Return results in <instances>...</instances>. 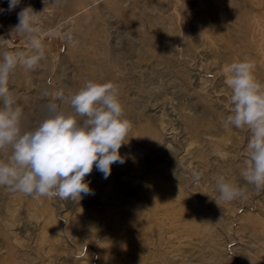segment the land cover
I'll use <instances>...</instances> for the list:
<instances>
[{
  "label": "rangeland",
  "instance_id": "rangeland-1",
  "mask_svg": "<svg viewBox=\"0 0 264 264\" xmlns=\"http://www.w3.org/2000/svg\"><path fill=\"white\" fill-rule=\"evenodd\" d=\"M0 0V53L29 54L14 31L26 6L44 58L9 88L33 129L89 81L113 83L131 125L93 195L33 199L0 187V264H264V191L241 176L250 132L233 110L228 65L255 64L264 85V0ZM8 152H0L5 159ZM247 199H219L218 176Z\"/></svg>",
  "mask_w": 264,
  "mask_h": 264
},
{
  "label": "clouds",
  "instance_id": "clouds-1",
  "mask_svg": "<svg viewBox=\"0 0 264 264\" xmlns=\"http://www.w3.org/2000/svg\"><path fill=\"white\" fill-rule=\"evenodd\" d=\"M20 2L9 0L7 10H14ZM17 17L14 31L30 37L32 51L27 55L19 51L0 53V152L9 153L0 159V187L33 199L77 202L94 194L85 180L94 167L107 179L113 164L125 163L119 150L131 125L123 118L117 87L111 82L89 81L70 98L74 114H66L50 103V114L35 128L24 130L22 109L9 88L10 76L18 66L35 69L44 58V48L36 26L39 13L26 6ZM6 41L0 38V42ZM254 68L248 60L226 68L233 107L226 122L250 132L241 176L247 184L264 191V85L257 80ZM215 186L219 199L226 203L247 199L245 188L222 175L216 178Z\"/></svg>",
  "mask_w": 264,
  "mask_h": 264
}]
</instances>
